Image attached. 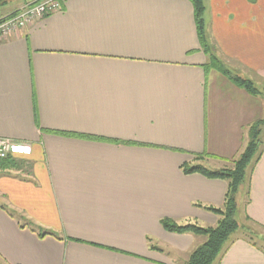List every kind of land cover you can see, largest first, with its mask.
<instances>
[{
	"label": "crops",
	"instance_id": "1",
	"mask_svg": "<svg viewBox=\"0 0 264 264\" xmlns=\"http://www.w3.org/2000/svg\"><path fill=\"white\" fill-rule=\"evenodd\" d=\"M202 1L211 53L264 94V0ZM263 115L191 0H61L0 41V264H186L205 238L161 220L215 227L227 182L181 165L230 168ZM240 190L214 264H264V148Z\"/></svg>",
	"mask_w": 264,
	"mask_h": 264
},
{
	"label": "trees",
	"instance_id": "2",
	"mask_svg": "<svg viewBox=\"0 0 264 264\" xmlns=\"http://www.w3.org/2000/svg\"><path fill=\"white\" fill-rule=\"evenodd\" d=\"M30 1L32 0H26L25 3ZM1 3L4 2L0 1V4ZM191 3L194 10L198 38L203 50L209 54L211 66L219 69L233 84L242 88L247 93L254 96L262 95L264 101V94L256 88L251 80L242 78L235 72L229 70L213 53H211V48L206 40V30L203 19V1L191 0ZM263 128L264 115L249 128L247 143L241 153L231 162L232 166L230 168L214 170L206 168L201 164L191 165L189 163H184L181 165L180 168L184 174L199 173L210 179H222L227 182V191L225 193L223 207L221 209L212 207L205 209L220 216V220L215 227L202 228L195 224L178 225L169 219L161 220L162 227L169 232L191 233L205 238L203 244L189 254L186 264H214L224 253L225 246L231 235L239 229V225L235 219L239 188L247 179L249 170L252 169L259 160V136ZM202 158L203 156L201 155L195 157V160H201ZM6 161L0 163V168L4 166ZM45 234L47 233L39 232V236H44ZM253 246L258 248L255 243H253ZM259 249L264 251L262 247H259Z\"/></svg>",
	"mask_w": 264,
	"mask_h": 264
},
{
	"label": "built area",
	"instance_id": "3",
	"mask_svg": "<svg viewBox=\"0 0 264 264\" xmlns=\"http://www.w3.org/2000/svg\"><path fill=\"white\" fill-rule=\"evenodd\" d=\"M61 9V0H32L16 12L0 16V41ZM14 150V142L0 138V163Z\"/></svg>",
	"mask_w": 264,
	"mask_h": 264
},
{
	"label": "rangeland",
	"instance_id": "4",
	"mask_svg": "<svg viewBox=\"0 0 264 264\" xmlns=\"http://www.w3.org/2000/svg\"><path fill=\"white\" fill-rule=\"evenodd\" d=\"M0 1L4 2V3L0 4V16H4L7 13L12 12L13 10H15L17 8H19V7L21 8L22 6L26 5V3H25L26 0H0ZM259 85L263 86L261 84H259ZM259 140H260V149L264 148V128H263V130L261 132V135L259 136ZM209 164H210L209 162L208 163H202V165L204 167L211 168L209 166ZM241 196H242V192L240 190L239 194H238V203H239V205L241 203ZM235 217L237 219V222L239 224H241V221H240L238 213H236ZM255 231H257L258 234H259L258 240H259V238L264 237V231L263 230L259 229L258 227H255Z\"/></svg>",
	"mask_w": 264,
	"mask_h": 264
}]
</instances>
